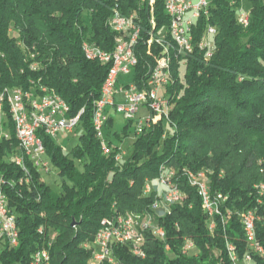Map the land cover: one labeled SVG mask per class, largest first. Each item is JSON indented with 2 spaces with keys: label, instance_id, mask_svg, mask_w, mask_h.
Masks as SVG:
<instances>
[{
  "label": "trees",
  "instance_id": "16d2710c",
  "mask_svg": "<svg viewBox=\"0 0 264 264\" xmlns=\"http://www.w3.org/2000/svg\"><path fill=\"white\" fill-rule=\"evenodd\" d=\"M233 1L211 0L209 14L194 24L196 42L208 26L217 30L210 60L197 47L187 56L172 55L166 97L170 123L162 119L136 130L131 154L117 161L132 120L122 133L111 134L109 116L105 137L110 153L104 154L93 116L110 66L87 60L83 44L90 40L112 54L118 35L110 25L115 11L133 17L140 36L134 47L138 64L131 74L143 89L163 55V48L149 40L160 35L170 40L166 0H0V92L45 85L69 106V119L85 110L78 143L70 152L42 136L46 158L62 179L61 190L54 192L36 168L30 166L27 174L16 165L19 142L5 106L0 179L17 219L19 244L1 251L0 264H30L39 251L50 253L49 264H89L92 250L84 245L95 242L101 221L131 213L154 215L165 239L144 230V256L135 255L130 244H115L113 264H233L228 243L240 260L250 254L253 264H264V253L250 248L239 217L255 211L256 240L264 250V0ZM243 2L250 6L247 28L237 12ZM164 167L175 171L172 181L183 197L161 213L154 211L160 201L157 191L145 195L144 189L147 181L161 177ZM201 173L210 195L226 198L219 201L221 215L215 216L212 231L199 189L189 181V174Z\"/></svg>",
  "mask_w": 264,
  "mask_h": 264
},
{
  "label": "built area",
  "instance_id": "2783aa9c",
  "mask_svg": "<svg viewBox=\"0 0 264 264\" xmlns=\"http://www.w3.org/2000/svg\"><path fill=\"white\" fill-rule=\"evenodd\" d=\"M154 2V0H153ZM211 0H166L165 10L170 18V27L168 35H160L157 38H151L149 42L155 41L163 48V55L156 59V63L150 72L144 88L140 89L135 83L127 86H118L119 77L122 75H130L138 64L136 61H127V48H129L130 40H119V35L115 38V48L112 56L108 61H101V47L93 44L90 40H85V47L90 49V56H85L87 60L97 61L104 65H109V72L102 86L101 96L96 102L93 121H99L98 138L102 151L110 148L105 137V128L108 123V108L114 107L117 113H121L128 120L134 119L140 112L142 106L148 108L149 114L145 118H141L137 123V131H141L144 127L149 128L156 124L159 120H165L170 123V112H164L163 101L168 97V84L164 76V63L168 55V41H176L178 47V58L192 54L197 47L200 51L205 52V59L208 61L213 57L215 52L214 36L217 30L208 26L204 35L196 42L193 34L194 24L202 14H209V5ZM237 12H241V21L239 23L247 28L249 13L242 7L237 8ZM115 11L114 28H121L128 25L117 24V14ZM151 22H154L152 19ZM136 36V33H135ZM134 36V37H135ZM33 69L37 68L34 64ZM10 91L7 98H0V120H3L5 106L8 105L12 120L15 124L16 137L19 142L20 152L15 158L17 166L22 168L25 173H30V166L36 168L40 173L48 172L51 162L46 158V147L42 136L56 138L62 130L68 132L74 131L80 123V118L84 114V109L80 112L77 121H69V110L63 102V98L57 92L51 90L45 85H39L30 91H27L26 97H19V90ZM35 93H42V101H35ZM117 95L124 96L125 104H117ZM22 108H29V115H22ZM173 108V106H172ZM40 127V135H32V128ZM2 135L8 138V134L2 132ZM125 152L120 151L116 160L121 161ZM162 175L156 179L158 185L165 188L162 194V206H159L163 213L169 211V207L181 201L183 194L177 191L176 186L171 185V177L175 175L173 169L167 167L161 168ZM4 180L0 179V253L6 247H16L19 244V228L16 216L11 212L8 198L3 191ZM199 193L202 197L203 208L210 218L209 228L212 231L215 228V216L221 215V204L216 202V196L212 197L206 185L200 186ZM155 192L151 181H147L144 189L145 195ZM226 198H224V201ZM135 216V217H134ZM244 231H249L247 241L249 246H257V251L263 254V247L256 240V214L253 210H246L239 214ZM138 220H137V219ZM144 230H151L153 235L164 240L165 231L155 221L154 215L127 214L106 218L101 221V227L96 235L94 245L96 250L93 251L90 264H102L104 262L115 263L114 257H107V250H113L115 244H130L133 252L137 256H144ZM190 243V249L192 248ZM228 254L233 263L237 262V254L235 246L231 243L227 244ZM189 250H185L188 252ZM247 261L251 257L247 255ZM30 264H46L44 254H34Z\"/></svg>",
  "mask_w": 264,
  "mask_h": 264
},
{
  "label": "rangeland",
  "instance_id": "374dc122",
  "mask_svg": "<svg viewBox=\"0 0 264 264\" xmlns=\"http://www.w3.org/2000/svg\"><path fill=\"white\" fill-rule=\"evenodd\" d=\"M151 2L153 3V0H151ZM233 3H235V0L233 1ZM241 4L242 5L239 6V8L242 7L246 12L249 13L250 6L248 4H246L245 2H243ZM84 16H85V18L87 20V23H89V21H90L89 20V17L86 14ZM172 70H173V68H172ZM132 83H133V74H130V75H122V76L119 77V84H118V86H127V85H130ZM116 103L119 104V105L120 104H125L124 96L117 95V97H116ZM108 114L113 119V126L109 129V131L111 132V134L112 133H115V132L122 133L124 126L128 122V119H126L123 114L117 113L115 111L114 107H109L108 108ZM147 114H149L148 108L146 106H142L141 109H140V112L136 114V116L134 117V119H133V121H132V123H131V125L129 127V131H130L129 137L123 139V141L119 144L120 147H121V149H122V151L125 152L124 157H128L131 154V152L133 150V142H134V139H135L134 132L136 131L137 123H138V121L141 118H145L147 116ZM159 121H161V120H159ZM165 122H166V124H168L167 121H165ZM104 131H105V135H106L108 133L107 127L105 128ZM80 132H81L80 131V128H78V127L74 131H72V132H68L66 130H62L58 134V136L56 138H54V139H55V141L60 146H62L64 148V150L66 152H70L71 149L78 143ZM41 174H42V178L52 188V191L59 192L61 190L62 179L58 175L57 168L52 163H51L50 170L48 172H42ZM151 182H152V186L155 188V190L158 189L157 190V192H159L158 193L159 194L158 196L159 197L162 196V194H164V192H165L164 186L158 185V181H156V180H151ZM159 206H162V205H159ZM155 210H159V207H157V209H155ZM159 212L163 213V210H160ZM55 236H56L55 232L51 231L50 232L51 242L54 241ZM51 244L52 243L49 242V246ZM91 245L93 246L94 243L93 244H90V245L88 244V246L87 245H84V248L85 249H88V250H92V255H93V251H95L96 248H95V246L91 247ZM252 249L253 250H256L255 248H252ZM256 252L259 253V251H257V250H256ZM49 255H50V253H49ZM247 255H249L251 257V260L250 261H247V259H246ZM247 255L245 256V258L243 260H240L239 257H238V255H237V262L236 263H233V264H253V258H252V256L250 254H247ZM49 263H50V261H49ZM89 264H90V262H89Z\"/></svg>",
  "mask_w": 264,
  "mask_h": 264
},
{
  "label": "bare ground",
  "instance_id": "6f19581e",
  "mask_svg": "<svg viewBox=\"0 0 264 264\" xmlns=\"http://www.w3.org/2000/svg\"><path fill=\"white\" fill-rule=\"evenodd\" d=\"M238 16H239V21H241V12H238ZM113 21H115V15L113 16V18L110 21L111 27L113 26ZM126 21H134V18L133 17H130V18L124 17L120 13L117 14V24H125ZM249 21H250V16H248L247 27L249 26ZM114 31L116 33H118L119 40H130V38H131L129 48H127V61H136L137 57L135 54L134 47H135V44L137 43L138 38L140 36V28L136 26L135 22H129L128 25H125L121 28H114ZM124 33H127L126 37H124ZM135 33H136V36H135ZM172 42H173V44L168 42V55H167V59L164 63V76H165V79L167 81V84H169V82L172 78V72H171L172 71V62H173V56L172 55L173 54L178 55L177 42L176 41H172ZM83 51H84L85 56H90V49H88V47H85V43L83 44ZM111 56H112V54H106L102 50L100 51L101 61H108V60H110ZM10 91H17V89H15V90L6 89V90L0 92V98H7L10 95ZM26 96H27V92L19 90V97H26ZM35 101H42V93H41V96H37L35 93ZM63 102L65 103V106L70 111V108L66 104V102L65 101H63ZM163 109H164V112H170V110H171V106H170V102L168 101V98H165L163 101ZM22 115H29V108H22ZM79 117H80V113L75 118L69 119V121H77ZM93 125H94L95 131L97 132V135H98L99 121H93ZM32 135H40V127H33L32 128ZM103 152H104V154H109L110 148H105V150ZM15 158H17V155L15 156ZM15 158H14V160H15ZM173 177H171V185L176 186L174 184V182L172 181ZM189 179H190L189 180L190 183H192L193 186H198L200 188V186L206 185L205 182L203 181V179H205L204 173H201L198 176H196L194 174H189ZM176 188H177V191L181 194V191L179 190V188L177 186H176ZM157 193H159V192H157ZM223 199H224V197L221 195L216 196V202L217 203H219V201L223 200ZM159 205H162V196H160V201L155 204L154 210L157 209V207H159ZM0 225H1V218H0ZM245 234H246V238H249V231H245ZM91 247H93V246L91 245ZM189 248H190V244H189ZM250 248H255L257 250V246H250ZM36 254H44V258H46V264H49L50 256H49L48 252L39 251ZM107 257H112L111 250H107Z\"/></svg>",
  "mask_w": 264,
  "mask_h": 264
},
{
  "label": "water",
  "instance_id": "95a60500",
  "mask_svg": "<svg viewBox=\"0 0 264 264\" xmlns=\"http://www.w3.org/2000/svg\"><path fill=\"white\" fill-rule=\"evenodd\" d=\"M74 225V224H73Z\"/></svg>",
  "mask_w": 264,
  "mask_h": 264
}]
</instances>
